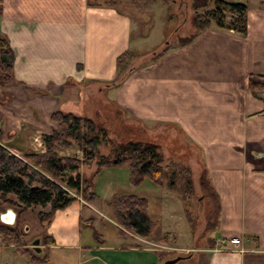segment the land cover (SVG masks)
Segmentation results:
<instances>
[{
  "label": "crops",
  "instance_id": "crops-1",
  "mask_svg": "<svg viewBox=\"0 0 264 264\" xmlns=\"http://www.w3.org/2000/svg\"><path fill=\"white\" fill-rule=\"evenodd\" d=\"M251 14L260 18L256 24L247 20L246 36L207 30L158 59L153 72L155 76L166 74L161 82L139 81V85L151 87L147 91L155 90L158 107L147 108L156 119L162 120V110L169 106V116L175 121L171 124L179 122L189 134L199 137L197 140L205 141V166L219 199L218 234L241 236L248 250L207 252L204 264H264V97H254L245 89L251 74L264 75V10L250 5ZM0 35L7 38L14 52L12 75L0 85V112L5 117L0 126L5 129L8 123L10 127L18 124L28 133L23 138L24 148L23 144L12 145L17 151L32 149L30 135L51 131L49 119L54 112L79 114V107L70 100L75 87L84 81L91 87V81L114 78L117 57L130 47L131 39L127 16L113 8L91 5L88 0H2ZM164 87L173 91L169 101L161 94ZM116 167H105L99 173L97 198L107 200L116 192L137 194L148 201L149 218L161 215L160 205L156 204L158 213L149 198L151 190L155 194L159 190L144 187L146 181L141 187L132 186L128 169ZM84 210L72 202L54 213L46 227L53 242L47 261L41 264L76 260L78 264H124V256L130 257L129 264H159L155 251L125 247L120 235L112 238L109 247L91 240L84 243V226L89 227L84 222L89 214ZM94 228L97 230L96 223ZM115 246L124 256L115 258L116 263L105 260L104 252H112L110 248ZM5 248L0 246L1 264H35ZM58 249L64 251L52 255ZM34 254L39 259L43 250Z\"/></svg>",
  "mask_w": 264,
  "mask_h": 264
},
{
  "label": "rangeland",
  "instance_id": "rangeland-1",
  "mask_svg": "<svg viewBox=\"0 0 264 264\" xmlns=\"http://www.w3.org/2000/svg\"><path fill=\"white\" fill-rule=\"evenodd\" d=\"M88 1L91 5L113 8L119 14H124L129 18L130 47L125 50L128 54L124 56V58L126 57L125 59L123 58L124 60L122 59L123 62L116 63L117 70L114 78L107 81H91V87L86 83L84 84V81L80 87H75L76 92L72 93L73 95H71L70 100L75 101L73 104L79 107V114L77 112L58 111L90 119L97 126L96 132L99 134V139L101 140L98 150L104 156H112V149L115 145L131 140L157 144L166 164L168 165L173 162L177 165L174 168L177 172L182 169L183 178H190L192 190L184 191L186 179L177 182V185H175L176 189L174 186L171 187L169 185L170 180L167 181V179H164L160 185L149 178L144 179L138 185H133L130 183L129 173V183L132 186L141 187L146 181L144 187L153 186L159 190L156 194L155 191L151 190L149 198H151L150 201L152 202V206H154L153 208H155L154 210H157L158 213L159 209L157 205H160L161 215H151L150 220L154 222V227L149 236L141 237L121 225L115 218L112 207L108 205L109 199L115 193L107 200L97 198L99 196L95 191V182L101 171L94 178L92 188L88 189L86 187L87 190L84 192H77L74 189L66 188L64 184L62 186L74 198L72 202H77L83 210L89 209L84 210L89 214V217L85 218L84 222L90 228L84 226L83 240L85 241L83 242L87 243V241L91 240L97 246L106 245V247H109V244L113 243L112 238L114 239V237L120 235L122 240H124L122 242L125 247L155 251L159 254L160 262L157 261L159 264L164 259L173 258L178 255L183 256L184 259L178 261L176 264H204L205 256L203 254H207V252L236 251L245 253L248 250L243 240L239 245L230 243L232 236L239 235L227 234V236H219L218 216L216 213L217 201L209 195L207 189H204L200 185L201 173L206 170L209 175L205 166L204 150L207 147L205 141L197 140L196 138L199 137L196 136L195 138L189 134L179 122H176L177 126L171 124L170 121L174 119L169 116V111H171L169 106L163 108L162 120L156 119L155 117L157 116L153 114L152 110L154 107H158L156 98H153L156 95L155 90L151 89L150 92L147 91L151 87L149 85H147L148 88L141 84L139 85V81L143 82L142 79H146L148 80L144 81L146 83H154L155 80L161 82L166 74L161 73L160 76H155L153 72L158 59L167 52H170V49L183 46L182 41L190 37L192 39L189 42H192L196 37L210 29L241 37L246 36L247 20L250 18L256 24V21L260 18L259 15L255 14L248 15L250 5L251 7L264 10V0H257L256 2L255 0H251L250 5L244 3L246 7V32L244 34L232 29L231 25L234 23L236 15L228 11H225L223 14L224 24L222 26H218L215 21H212L207 28L200 30L193 24V18L196 14H202L204 11L203 9L195 11L192 7L193 0ZM228 1L234 2L235 0ZM210 5L212 6L213 3ZM149 71H151L150 74H148ZM250 79L258 81L260 85H264V75L251 74L247 82H245L247 84L245 89L253 96L259 95L260 97H264V89L257 88L255 92L250 89ZM128 80L133 81V84H129L131 82L127 83ZM213 82L215 83V81ZM107 84L111 85V87L107 88ZM77 90L81 92V95L78 94ZM123 91L125 92L122 93ZM160 91L162 96H166L165 99H168V101L173 96V91L170 87H164ZM147 107L152 109H148ZM53 114H51L49 119L53 128L46 134H52L58 128L56 121L52 118ZM4 118L0 112V119ZM12 120L13 122L16 121L15 118ZM4 128L2 129L0 126V145L4 146L14 155L27 160L28 154L45 152L46 148L42 140L43 134L40 136L35 134L34 137L30 135L29 139L32 141V149L17 151L12 145L21 147L23 144L21 148H24L25 141L23 138L28 133H26L23 127L19 129L18 124L11 125L10 127V123H8ZM55 150L60 157H74L78 161H82L83 159L82 151L75 142L71 146L58 144ZM96 166V161L89 167L81 164L78 170L79 177L90 179L97 168ZM120 166L128 169L126 165ZM116 168H119V166ZM171 168V166L167 168L168 172H170ZM75 175L76 173H73V177ZM102 178L99 180L101 181ZM100 190L103 191L104 188H100ZM90 191L92 194H90ZM116 194L133 195L134 197L142 198L133 193L116 192ZM11 198H14V196L11 195ZM6 208L14 210L17 218L13 226L7 228L2 225L4 230L0 229V246L6 247L5 249L10 248V250H15L18 254L34 261L35 264H41L42 262L40 261L43 259L47 261L49 246L52 245V238L46 235V227L49 222L47 223L46 220L40 221L38 213L41 211L47 212L48 208L42 210L39 206H36L22 211L20 208H13L9 204H3L0 205V212L4 213L7 211ZM93 223H96L97 230L95 228L91 229ZM100 234H103L106 238L105 241L104 237L100 236ZM38 237H41L39 239L42 241L43 249L40 247V244H33V241ZM11 239L12 242H9ZM15 239L18 241L16 242ZM34 247H39L43 250L42 257L39 259L35 258L34 252H32ZM110 249L112 252H104V255H106L105 260L109 261L112 259L114 261L115 258L119 260L121 256H124L123 251L118 249V247L115 246ZM61 250L58 249L55 253L52 252V255H59L60 252L64 251ZM124 257L127 258L124 264H129L130 257ZM113 263L116 262L114 261ZM68 264H78V262L77 260L74 263L70 261Z\"/></svg>",
  "mask_w": 264,
  "mask_h": 264
},
{
  "label": "trees",
  "instance_id": "trees-1",
  "mask_svg": "<svg viewBox=\"0 0 264 264\" xmlns=\"http://www.w3.org/2000/svg\"><path fill=\"white\" fill-rule=\"evenodd\" d=\"M193 1L192 7L195 11L198 9L204 11L193 18V24L200 30L207 28L212 21L222 26L223 14L228 11L236 15L231 25L232 29L241 34L246 32V7L243 3L228 0ZM211 3H213L212 6ZM190 39L192 37L182 41V44H187ZM127 54L126 51L120 54L117 57V64L122 63ZM13 61L14 52L6 37L0 35V84H5L11 77ZM249 87L253 92L257 88L264 89V85H260L253 79L249 80ZM52 118L56 121L58 128L52 134L42 135L45 152L28 154L27 160H23L0 145V205L9 204L22 211L36 206L42 210L48 208L47 212L38 213L39 220H46L48 223L57 210L67 207L74 200L62 185L65 184L66 188L77 192L91 189L94 178L105 166L126 165L130 173V183L133 185L140 184L146 178L160 185L164 179H167V181L170 180L169 185L176 189L177 182L186 179L184 191L192 190L190 178H183L182 169L177 172L174 169L177 165L173 162L166 164L157 144L131 140L115 145L112 156H104L98 150L101 140L96 132L97 126L90 119L61 111L54 112ZM74 142L82 151V161L74 157H60L56 153L55 147L58 144L71 146ZM95 161L97 168L91 178L79 177L80 165L89 167ZM170 166L172 168L168 172L167 168ZM73 173H76L75 177ZM200 185L207 189L209 195L217 201L218 216L220 211L218 195L206 170L200 175ZM90 194H92L91 191ZM11 195L14 198H11ZM108 205L112 207L114 216L121 225L141 237L150 235L154 222L149 218V206L145 198L115 193L109 199ZM2 225L8 228L14 224L8 225L0 220V229L3 231ZM9 242H12V239ZM32 252L35 253L34 250ZM45 261L43 259L40 262Z\"/></svg>",
  "mask_w": 264,
  "mask_h": 264
},
{
  "label": "water",
  "instance_id": "water-1",
  "mask_svg": "<svg viewBox=\"0 0 264 264\" xmlns=\"http://www.w3.org/2000/svg\"><path fill=\"white\" fill-rule=\"evenodd\" d=\"M0 220L8 225H13L15 223V213L13 212L12 209L8 208L7 211H5L4 213L0 214ZM27 230V228H26ZM34 245H38L40 244V239L37 238L36 240L33 241ZM34 251H41V249L39 247H34L33 249ZM184 259L183 256H175L173 258H167L164 259L163 261H161L160 264H176L178 261Z\"/></svg>",
  "mask_w": 264,
  "mask_h": 264
},
{
  "label": "built area",
  "instance_id": "built-area-1",
  "mask_svg": "<svg viewBox=\"0 0 264 264\" xmlns=\"http://www.w3.org/2000/svg\"><path fill=\"white\" fill-rule=\"evenodd\" d=\"M224 242V241H223ZM230 243L233 244V245H239L242 243V239L240 236H232L230 238Z\"/></svg>",
  "mask_w": 264,
  "mask_h": 264
}]
</instances>
